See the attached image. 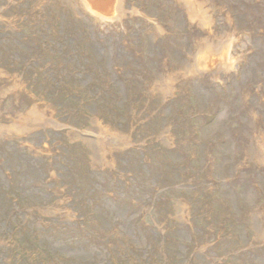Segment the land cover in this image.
<instances>
[{"label":"rangeland","instance_id":"374dc122","mask_svg":"<svg viewBox=\"0 0 264 264\" xmlns=\"http://www.w3.org/2000/svg\"><path fill=\"white\" fill-rule=\"evenodd\" d=\"M107 3L0 0V264H264V0Z\"/></svg>","mask_w":264,"mask_h":264},{"label":"bare ground","instance_id":"6f19581e","mask_svg":"<svg viewBox=\"0 0 264 264\" xmlns=\"http://www.w3.org/2000/svg\"><path fill=\"white\" fill-rule=\"evenodd\" d=\"M102 2H103L104 4H106L105 6H107V7L109 8L108 3H107V0H102ZM96 7H97V6H96ZM103 14H105V13H103Z\"/></svg>","mask_w":264,"mask_h":264}]
</instances>
